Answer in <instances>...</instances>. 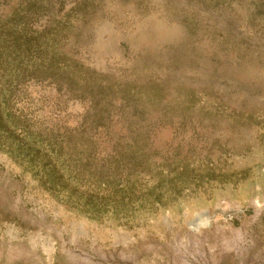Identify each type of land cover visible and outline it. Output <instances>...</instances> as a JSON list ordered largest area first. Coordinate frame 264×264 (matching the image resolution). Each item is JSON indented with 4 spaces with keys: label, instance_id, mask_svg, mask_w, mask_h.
I'll use <instances>...</instances> for the list:
<instances>
[{
    "label": "rangeland",
    "instance_id": "1",
    "mask_svg": "<svg viewBox=\"0 0 264 264\" xmlns=\"http://www.w3.org/2000/svg\"><path fill=\"white\" fill-rule=\"evenodd\" d=\"M0 264H264V0H0Z\"/></svg>",
    "mask_w": 264,
    "mask_h": 264
}]
</instances>
